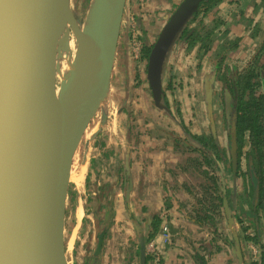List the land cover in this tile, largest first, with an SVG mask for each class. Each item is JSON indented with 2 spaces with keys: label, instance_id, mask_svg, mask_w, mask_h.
Here are the masks:
<instances>
[{
  "label": "rangeland",
  "instance_id": "rangeland-1",
  "mask_svg": "<svg viewBox=\"0 0 264 264\" xmlns=\"http://www.w3.org/2000/svg\"><path fill=\"white\" fill-rule=\"evenodd\" d=\"M92 1L71 0L72 9L82 24L88 19ZM154 1L156 6L147 10V4L152 5ZM182 1L131 0L122 25L109 94L97 109L82 137L74 157L72 172L81 165L89 168V161L97 148L96 143L103 138L104 132L106 134L107 127L116 129V136L121 133L124 136L129 134L130 139L135 136L136 139L139 138L138 141H141V136L148 137L155 142L154 148L157 147L155 151L158 155L166 153L171 154V157L181 156L180 166L177 164V167L167 169L172 178L171 184H175L173 192L177 193V197L180 196L182 202L187 200L185 203L187 211L195 221L203 216L208 217L203 219L204 222L199 225L201 230H197L199 233L194 234L192 239V246H195L192 249L194 254L192 264H197L195 258L197 254L203 256L207 264H239L236 246L231 245V240L235 235L254 238L256 234H260L261 243L264 244V209H259L253 214L256 184L252 179V169L258 170L259 167L257 159L250 155L252 149L248 134L241 138V148L237 146V153H240L238 156L240 175L237 173V179L234 181L231 166L233 151L231 112L230 103L226 101L225 88L228 76L235 77L236 74L244 100L247 99L244 89L249 80L254 85L255 92L264 94V31L254 27L253 23L245 18L243 27L232 22L234 16L241 14L238 6L240 0L237 3L223 0L203 7L188 26L190 39L178 42L166 69L164 88L168 101L166 103L172 114L170 117L154 105L146 76V59L164 25ZM228 10H231L229 15L231 21L223 17ZM229 25L234 26H231L233 29L229 28ZM71 40V51L63 54L59 60L61 63L66 57L75 54L73 51L77 45V38L71 37ZM256 84H259L257 90ZM209 99L211 104H208ZM262 111L264 112V106ZM209 113L212 114L211 118ZM141 129L143 131H140ZM193 136L212 146V151L209 152L207 147H199L193 142ZM194 148L214 159L218 155L223 157L222 161L216 163L219 168L217 175H213L211 169L202 163L201 155L191 151ZM182 169H185L184 172ZM87 172L86 169V176ZM208 172L212 175L206 176ZM183 173L186 178L184 187L178 182ZM100 176L94 174L95 183L91 181L89 185H86L85 180L80 186L72 182L69 184L65 210V244L69 264H90L88 260L93 257L100 229L107 227L110 231L115 227L113 215L111 222L105 221V203H109L113 194L124 197L133 185L130 165L117 174H113L111 170L110 175ZM218 177L223 184L222 191L225 190L223 195L231 207L234 219L232 226L228 224L224 210L217 200L215 181ZM99 181L108 182L106 185L112 182V192L100 189V192L107 196L106 200L96 197L87 203L86 198L89 194L93 192L98 194L96 183ZM167 193L170 194L168 191ZM134 199V202L138 203V198ZM80 205L83 207L84 216L78 221L75 212ZM133 207L137 213L135 205ZM251 215H256L258 220L255 222ZM163 216L161 219L166 218V214ZM135 218L137 217L131 216L128 225L131 234L136 236L134 239L141 242L138 235L141 228L147 224L141 221V216L139 222ZM161 219L155 217L151 222ZM147 240L146 237L148 247L152 242L148 243ZM116 241L121 244L122 237L119 236ZM247 245L249 253L246 254V259L260 262L259 245L250 241ZM127 251L130 253L128 245ZM140 256L139 254L137 264H141ZM147 264H162V259L158 260L156 256L150 255Z\"/></svg>",
  "mask_w": 264,
  "mask_h": 264
},
{
  "label": "water",
  "instance_id": "water-1",
  "mask_svg": "<svg viewBox=\"0 0 264 264\" xmlns=\"http://www.w3.org/2000/svg\"><path fill=\"white\" fill-rule=\"evenodd\" d=\"M205 2L183 0L151 49L147 80L159 110L169 112L163 96L170 58ZM126 3L97 0L98 14L94 18L88 15L93 40L82 28L88 19L84 24L79 21L71 0H0L1 264H69L65 210L74 157L109 94ZM71 37L77 38L88 54L75 60L62 82L57 68L63 54L71 51ZM89 103L95 107L88 108ZM234 130L233 123L232 169L236 181ZM224 207L232 226L226 197ZM110 215L108 211V223ZM106 231L107 227L98 234L90 264H101ZM235 240L238 243L236 235ZM145 247L141 237L142 264L146 263ZM235 251L244 264L240 246Z\"/></svg>",
  "mask_w": 264,
  "mask_h": 264
},
{
  "label": "crops",
  "instance_id": "crops-1",
  "mask_svg": "<svg viewBox=\"0 0 264 264\" xmlns=\"http://www.w3.org/2000/svg\"><path fill=\"white\" fill-rule=\"evenodd\" d=\"M229 1L237 3L239 0ZM130 3L131 0H127L124 21ZM155 6V1L152 5L148 3L147 10ZM238 6H240L241 14L240 16H234L232 22H236L237 25L242 26L245 18L250 20L254 27L264 31V0H240ZM230 11L231 10H228L223 14V17L227 18L229 21H231L229 16ZM231 26L232 25H229V28L233 29L232 27L234 26ZM242 34H244V32ZM237 35L239 36V34ZM140 131L143 130L141 129ZM116 132V129L107 127L106 134H104V132V135L102 134L103 138L96 143L97 148L91 156L89 168H86L85 165L76 167L75 171L71 174L70 181L80 186L85 180L86 185H88V178H90L89 184H91V181L92 183L94 182V174L99 176L104 174V176L100 177H106V175H110L111 170H113V174H117L121 172L122 169H126L129 165L131 167L133 185L130 187L128 194L124 195V197L119 194H113L109 199V203H105L104 206V218L107 212L110 211L111 215L109 222H111V217L113 215V224L115 223V227L110 231L107 229L109 232L106 231L101 254V264H137L138 255H141V242L134 239L136 236L131 234L132 232L129 229L128 224L131 222V216L137 217L135 219H137L138 222L140 221L139 217H142L141 221L146 222L147 226L143 227V229L141 228V232L138 236L149 238V236L153 234V224L151 225L153 222H151V220L155 217L161 219L165 216H163V214H166V218L159 221L152 239V241L155 242L156 251L162 259V264H192L194 255L192 249L195 247L192 246V239L194 238V234L197 235L199 233L197 230H201V227L196 223L195 219L191 218L189 215L185 205L187 200L182 202L180 196L177 197V193L173 192V185L175 184H171L172 178L169 172H167L169 167H177V164L182 160L181 156L177 155L176 158L166 153L158 155L155 151L157 147L154 148L155 142H152L148 137L141 136V141H138V137L136 139L135 136H133L130 139L129 134L124 136L122 133L116 136ZM151 149H154V151H151ZM180 165L181 164H179V166ZM81 168L85 169L84 172H79ZM86 169L88 170L87 176ZM177 174L182 173L177 172ZM79 176L81 178L80 183L76 180ZM180 178L178 182L184 187V183L186 182L184 173ZM103 183L104 181L96 183L98 194L96 195L95 192L89 194V197L86 198L87 203L91 201L90 199H95L96 197L100 200L101 198L106 200L107 196L104 192H100V189H106L112 192L113 183L110 182L109 185H106L108 182ZM118 183L117 178L116 184ZM167 191L170 192V194L167 193ZM89 192H91V190ZM135 197L138 198V203L134 202ZM134 205L137 208V213L136 209L133 207ZM127 208L129 211H127ZM94 214L93 212V215ZM75 215L78 221L83 219L84 212L81 205L76 208ZM125 225L126 227H124ZM165 228L168 229V235L164 232ZM119 236L122 237V245L116 241ZM127 245L130 253L127 251ZM141 261L140 258V263L142 264Z\"/></svg>",
  "mask_w": 264,
  "mask_h": 264
},
{
  "label": "trees",
  "instance_id": "trees-1",
  "mask_svg": "<svg viewBox=\"0 0 264 264\" xmlns=\"http://www.w3.org/2000/svg\"><path fill=\"white\" fill-rule=\"evenodd\" d=\"M223 0H207V2L204 3L202 7H207L210 3L213 2H222ZM190 39V31L187 29L181 36V40H188ZM229 74V71H228ZM225 81V80H224ZM239 79L235 78L234 76H228L226 81V88H225V97L227 103L229 102V108L231 111V130L233 129V123H234V135L237 138V144L239 149L241 148V138L244 135L248 134V138L250 140V145L252 149V153L250 154L253 158V156L258 161V170L255 172V176L253 179L255 182V188H256V195H255V207L257 208L253 214L257 213V210L264 209L263 199H264V112L262 111V108L264 106V94H259L258 91L255 92L254 85H252L251 81L249 80L246 84V87L244 89V94L246 95L247 99L244 100V96L242 97V93L240 92V86H239ZM256 90L259 88V84L255 85ZM165 95V92H164ZM164 102L166 103V99L164 96ZM193 142L203 148H208L209 152L212 151V146L206 145L203 140H200L199 138L193 136L192 137ZM214 148V145H213ZM194 153H198L199 156L201 155L202 163L206 164L210 169L211 172H213V175H217V172L219 170L218 165L216 163L223 160L222 156H217L215 159L211 156H207L206 153L203 154L202 151H199L198 148H194L191 150ZM238 156L239 154L236 153ZM240 158V157H239ZM240 159L238 160L239 163ZM232 166V162H231ZM238 176L239 170H240V164L238 166ZM206 176L212 175L210 172L206 173ZM253 174V172H252ZM213 178V177H212ZM90 178L87 179V184L89 185ZM223 184L218 179L215 181V188L216 192L218 194L217 200L220 202V207L222 208V200H223V194L225 193L222 191ZM251 217L254 218L255 222L258 220V217L251 215ZM208 219L207 216L200 217L196 220V223L198 225H202L204 222L203 219ZM250 218V217H249ZM253 220V219H252ZM243 221H240L242 223ZM159 220H155L153 223V234L149 236L147 242L153 239L154 232H156V229L158 227ZM227 243L229 242L226 240ZM245 241V242H244ZM253 242L255 245H259V239L258 237H247V236H241V242H236V240H231V245L233 247L240 246L241 250L243 251V254L246 255L249 253V249L247 248L246 242ZM230 243V242H229ZM235 248V250H236ZM234 249V248H233ZM262 249V248H261ZM260 250V248H259ZM264 251V250H263ZM197 264H207L206 260L203 256H200L197 254L195 256ZM262 259L263 262H253L252 264H264V252L262 253ZM149 261V259H147Z\"/></svg>",
  "mask_w": 264,
  "mask_h": 264
},
{
  "label": "bare ground",
  "instance_id": "bare-ground-1",
  "mask_svg": "<svg viewBox=\"0 0 264 264\" xmlns=\"http://www.w3.org/2000/svg\"><path fill=\"white\" fill-rule=\"evenodd\" d=\"M96 2H97V0L94 1V4L93 3L91 4L90 11L88 13V15H90V17H92V18H94L98 14V11H99ZM82 28H83V31L87 35L91 36V39H93V40L95 39V35L93 34V28L91 26L90 19H88L87 24H84ZM73 52L75 54L72 57H70V56L66 57V60H64V62H62V63L60 62L59 65H58V68H57L58 69V72H57L58 75H57V77L62 82L67 80V78H68V76H69V74L71 72V69L73 68V66H74V64L76 62L75 60L78 57L82 56V55H87L88 54V52L86 51L85 47L78 40H77V45L74 48ZM87 106H88V108H92L93 109L95 107V103H89ZM84 170L85 169L81 168L79 172H84ZM76 180L80 183L81 182L80 176L77 177Z\"/></svg>",
  "mask_w": 264,
  "mask_h": 264
},
{
  "label": "flooded vegetation",
  "instance_id": "flooded-vegetation-1",
  "mask_svg": "<svg viewBox=\"0 0 264 264\" xmlns=\"http://www.w3.org/2000/svg\"><path fill=\"white\" fill-rule=\"evenodd\" d=\"M202 8L203 7H201V9H200V11L202 10ZM199 11V12H200ZM199 12H198V14H199ZM197 14V15H198ZM127 15V14H126ZM196 15V16H197ZM124 22V21H123ZM150 55V54H149ZM148 59H149V56L147 57V59H146V65L148 66ZM114 73V72H113ZM146 76H147V74H146ZM235 78H237V79H239V77L235 74ZM239 86H240V84H239ZM165 90H166V88H164V92H165ZM165 99H166V101H167V96H166V92H165ZM164 96H163V99H164ZM168 102V101H167ZM167 104V103H166ZM167 106H168V104H167ZM168 108H169V106H168ZM158 109V108H157ZM162 111V110H161ZM165 113H167L170 117H172V114H171V111H170V108H169V112H165ZM232 131V130H231ZM236 141H237V139H236ZM237 146H238V144H237ZM237 155V154H236ZM232 160H233V158H232ZM237 161H238V155H237ZM239 168V167H238ZM252 172H253V174H252V176H253V179H254V176H255V172H257L256 171V168L254 169H252ZM237 173H238V171H237ZM224 196H223V200H222V208H223V212H224V214H225V216L227 217V214H226V210H225V207H224ZM229 208L231 209V207L229 206ZM257 208L255 207V205H254V207H253V211H255ZM232 218H233V216H232ZM227 221H228V224L230 225V223H229V219H228V217H227ZM233 222H234V219H233ZM258 226V225H257ZM165 229H167V228H165ZM165 229H164V232H165V234L166 235H168V229L165 231ZM237 236V235H236ZM238 237V242H241V236H237ZM255 237H258V239H259V248H260V251H261V261L259 262V263H262L263 262V259H262V253L264 252L263 250H264V244L263 243H261V237H260V234H256L255 235ZM234 240H235V238H233ZM151 244H153L154 245V247H153V251H150V245L151 244H149L148 245V247L146 246L145 247V250H146V263L145 264H147L149 261H150V255H154V256H156L157 258H158V260L160 259V255L157 253V251H156V246H155V242L154 241H152V240H150L149 241ZM148 242V243H149ZM245 242V241H244ZM145 244H146V241H145ZM246 244H247V242H246ZM247 248H248V245H247ZM262 248V249H261ZM155 249V250H154ZM241 249V248H240ZM249 249V248H248ZM241 252H242V255H243V263L244 264H252L254 261H249V260H247L246 259V255H244L243 254V251L241 250ZM140 253H141V251H140ZM147 259H149V261H147ZM239 260V259H238ZM161 261V260H160ZM257 262V261H256ZM239 264H241L240 262H239Z\"/></svg>",
  "mask_w": 264,
  "mask_h": 264
},
{
  "label": "built area",
  "instance_id": "built-area-1",
  "mask_svg": "<svg viewBox=\"0 0 264 264\" xmlns=\"http://www.w3.org/2000/svg\"><path fill=\"white\" fill-rule=\"evenodd\" d=\"M167 229H165V231H166ZM153 247H154V245L153 244H151L150 245V251H153Z\"/></svg>",
  "mask_w": 264,
  "mask_h": 264
}]
</instances>
